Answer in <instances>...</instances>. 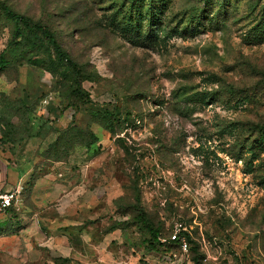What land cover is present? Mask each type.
Wrapping results in <instances>:
<instances>
[{
	"label": "rangeland",
	"instance_id": "obj_1",
	"mask_svg": "<svg viewBox=\"0 0 264 264\" xmlns=\"http://www.w3.org/2000/svg\"><path fill=\"white\" fill-rule=\"evenodd\" d=\"M1 1L54 33L82 94L67 63L10 52L0 13L6 213L51 226L0 264H264V150L245 152L264 124V0H162L154 20L146 2L129 18L124 0Z\"/></svg>",
	"mask_w": 264,
	"mask_h": 264
},
{
	"label": "trees",
	"instance_id": "obj_2",
	"mask_svg": "<svg viewBox=\"0 0 264 264\" xmlns=\"http://www.w3.org/2000/svg\"><path fill=\"white\" fill-rule=\"evenodd\" d=\"M163 2L162 0H124L122 5L118 8L119 10H125L129 14V18L135 15H143L141 14V5H145V2L148 5V15L150 19H156L157 14L156 11L158 9L159 3ZM205 3V6H208L209 0H202ZM0 13L3 18L9 23L10 26V37L11 40L8 42L7 47L10 52L16 53L19 51L21 55L24 54H31L34 57L33 60H36L40 55L42 57L40 67L46 69L50 73L54 74L63 68V62L67 63L66 65L69 67V72L72 76L77 77L75 81L76 89L74 90V94H82L80 90V81L78 80L81 77L82 71L81 69L77 68L76 64L73 62L71 57L68 53H66L59 42L57 41L56 36L54 33L41 21H35L31 17L26 15H22L11 8H9L4 2L0 0ZM264 20L258 24L260 26ZM131 23L129 19L127 23L122 25V28L125 30ZM31 59V60H32ZM38 63V62H37ZM11 66V61L8 60L4 54H0V76L9 69ZM66 70V68H64ZM67 71V70H66ZM68 72V71H67ZM233 91V89H232ZM235 91L230 94H234ZM250 101V97L247 95H239L237 97L236 104H244ZM88 138L91 140H95V137L90 132L87 133ZM257 140L253 144H249L245 146V152L250 153L252 156L251 159H255L257 151L264 150V124L259 127ZM90 142L89 144H91ZM54 148H57L54 145ZM66 155V154H64ZM57 156V155H56ZM56 162L62 161L58 156L55 159ZM264 183V180H263ZM13 208V207H12ZM10 208L9 210H11ZM8 210V211H9ZM7 211V212H8ZM143 221V220H142ZM149 225V224H148ZM149 227V226H148ZM150 233L153 237H157L158 233L156 230L150 228ZM181 236H185L187 242H191L188 235L185 233L180 234L178 237L179 239ZM179 239L176 241H169V242H178ZM195 264H198L195 261Z\"/></svg>",
	"mask_w": 264,
	"mask_h": 264
},
{
	"label": "crops",
	"instance_id": "obj_3",
	"mask_svg": "<svg viewBox=\"0 0 264 264\" xmlns=\"http://www.w3.org/2000/svg\"><path fill=\"white\" fill-rule=\"evenodd\" d=\"M16 178L12 179V175L6 172L5 168H1L0 192H7V189L13 187L18 188L20 180ZM8 213L0 215L1 258H18L17 254L19 253L21 244L26 249L31 250L34 243L43 242L47 239L45 231L51 228L50 222H18V219L11 218L10 215H7ZM36 225L41 229L39 232L35 231Z\"/></svg>",
	"mask_w": 264,
	"mask_h": 264
},
{
	"label": "built area",
	"instance_id": "obj_4",
	"mask_svg": "<svg viewBox=\"0 0 264 264\" xmlns=\"http://www.w3.org/2000/svg\"><path fill=\"white\" fill-rule=\"evenodd\" d=\"M19 200V192H6V193H0V215L6 214V212L15 206L16 201ZM181 228H178L176 233H174L171 236V241H176L178 240ZM178 233V234H177ZM180 247L185 251L186 249V244L182 239H179Z\"/></svg>",
	"mask_w": 264,
	"mask_h": 264
}]
</instances>
